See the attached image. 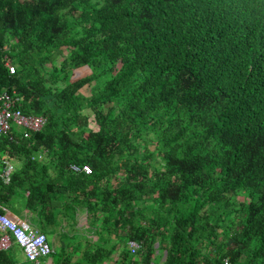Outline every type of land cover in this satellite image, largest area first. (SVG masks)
<instances>
[{"label": "trees", "instance_id": "1", "mask_svg": "<svg viewBox=\"0 0 264 264\" xmlns=\"http://www.w3.org/2000/svg\"><path fill=\"white\" fill-rule=\"evenodd\" d=\"M3 90L45 123L0 136V168L24 169L0 181V212L21 189L36 225L83 204L99 235L138 242L158 229L141 219L160 225L161 264H264V0H0ZM142 132L160 154L139 150ZM67 247L53 264H101L113 249Z\"/></svg>", "mask_w": 264, "mask_h": 264}, {"label": "built area", "instance_id": "2", "mask_svg": "<svg viewBox=\"0 0 264 264\" xmlns=\"http://www.w3.org/2000/svg\"><path fill=\"white\" fill-rule=\"evenodd\" d=\"M9 74L15 70L13 64H6ZM45 123V118L37 114L23 113L15 107L11 95L6 91L0 92V136H7L14 140L12 132H16L22 138H28L31 132L39 130ZM0 181L8 183L14 170L8 159L1 160ZM72 171L81 170L84 173L90 172L86 164L80 167L70 165ZM11 242H14L20 250L24 263L13 264H41L43 259L52 252L51 245L45 234L35 229L27 221L11 212L7 207H1L0 212V250L6 249ZM127 249L134 253L138 248L135 240L129 239L126 242ZM222 264H228L226 258Z\"/></svg>", "mask_w": 264, "mask_h": 264}, {"label": "rangeland", "instance_id": "3", "mask_svg": "<svg viewBox=\"0 0 264 264\" xmlns=\"http://www.w3.org/2000/svg\"><path fill=\"white\" fill-rule=\"evenodd\" d=\"M66 54H67V48L64 47V48L61 49V52L55 56V59L56 60H61ZM43 68H49V65L46 63V65H44ZM78 70L79 69H75L74 72H71V74L73 73L72 74L73 76H71V74H70V76L74 77V76H76V74L79 75ZM85 71L81 70V74L85 73ZM44 84L45 85H49V84H47V82H45ZM62 84L63 83H57V86L59 87ZM57 86L52 85V88L56 89ZM79 92L84 94V95H87L89 93V86L88 85H83L79 89ZM50 97L51 96H49V95L47 97H45V101H46L47 105H49V106L51 105V98ZM83 112H85L88 115V124H87L88 127L83 128V132L87 133V130H95L96 129V125H95V123H94V121L92 119L91 112L88 109H84ZM137 142L139 144V147H140L139 150L140 151H143L142 147L144 146V147H147L148 150L149 149L153 150V153L160 154V151H159L160 149L157 148V146L155 145V137L150 132H142V134L140 135V137H139ZM158 157H159L158 155H155V162L158 159ZM145 160L146 159H142L141 160L142 163H144ZM150 161H151V159H150ZM146 162H147V160H146ZM110 181L112 183V180H110ZM238 199H241V197H238ZM150 204H151L150 202H146L145 206H143V208H142V210H143L142 214L143 215L149 214L148 213V209L150 208L149 207ZM23 205H24V198H23V191L21 189L20 190L16 189L15 192L12 193V195L9 198V200L7 201V203L5 204V206L10 211H12L15 215L21 216V217H23V216L19 213V209ZM81 211H83L82 208H77V210L75 211V214L74 213L72 214V210H69L66 213V216L64 218V221L66 222V224L63 225V226L60 225L61 222L60 223L56 222V226L57 227L61 226V230H63L62 234H63V238L65 239L63 241H66V239H67V236H68L67 232H71L72 231L71 233H73V243H74V246L76 247L74 249L76 251L73 254L75 258H76V256L80 255L81 249L84 248V243L83 242L87 241L86 242L88 244L87 248H89V246L90 247H94L95 244H96L91 239V236L88 235L89 227L84 226L83 224L79 225L77 213L81 212ZM80 219H82V218H80ZM141 227H145V228H149V229L158 228L156 230L155 234H159V236L154 234L151 238L147 239L148 237L143 236L141 234V236H143L142 239H140L138 242L136 241L138 243L137 250H139V251L137 253H136L137 250L134 253H130L129 252L130 257H134V259L137 260L138 257H139V259H141L142 256H145L146 254H148L149 255V261H150L149 264H161V260H163L165 258V256H166V250H167V247H168V241L166 239L163 240L162 236H160L161 232H162L161 226L160 225H156V223H154L152 221H148V220L145 221V220L141 219ZM123 239H124L125 242H127L129 240V239L125 238V237ZM158 240H159V242L160 241L162 242V244L160 243L159 247H157L159 245L158 244ZM63 241L61 242V240L59 238L58 242H59L60 246L64 245ZM149 241L151 242V244L150 243L148 244ZM224 241H225V239H224ZM226 243L229 244L230 240H226ZM54 244H55V242H54ZM148 245H150V246L148 247ZM77 246H79V247H77ZM52 248H53V250L55 249L54 255L52 256V258L55 259L59 254L62 253V249L59 248V247H55L54 245H52ZM67 248L68 247H66V249ZM119 248L117 250L115 249L111 253L110 258L118 256L117 251L119 250ZM124 248L126 250H128L126 244H124ZM12 253H13V257L15 259H17L18 258V254H19L18 247H15V249H13ZM48 257L49 256H47L46 259H48ZM241 258H243V257L241 256ZM105 264H106V261H105ZM112 264H132V263L129 261V259H126V260H123V261L117 259Z\"/></svg>", "mask_w": 264, "mask_h": 264}, {"label": "crops", "instance_id": "4", "mask_svg": "<svg viewBox=\"0 0 264 264\" xmlns=\"http://www.w3.org/2000/svg\"><path fill=\"white\" fill-rule=\"evenodd\" d=\"M8 161L11 162L12 165H13L14 170H13L12 173H14V172H21V171L24 172V169L21 168L22 167L21 166V163H20V161L17 158H11V159H8ZM24 194H27V192H25ZM23 198H24V195H23ZM77 208H82V210H83V211L78 212V213L76 212L77 213V217H78L79 225H82L83 224L84 226L89 227L88 235L91 236V239L96 244L97 243H103L104 246L107 247V248L108 247H113L111 253L115 249L117 250L120 247L119 250L117 251V254H118L117 257H111L110 258V255H111V253H110L109 256H107L102 261L101 264H105V261H106V264H108V263L109 264H112L117 259L121 260V258H120V250L122 248H124V244H126V242L124 241L123 237L120 236V235L117 236V235H112V234H110V235H99V234H97V231H98V227H97L98 226V221H96V220L94 221L95 218L91 216L92 213L86 209V207H85L84 204L83 205H80ZM77 208L74 209V210H72V214L73 213L75 214V211L77 210ZM67 211H69V210H67ZM19 213L23 216V217H21V216H19V217H21L23 220L27 221L30 225H32L38 231H39V229H42V228L48 230L47 233H46V237H47V239H48V241H49V243L51 245V248H52V245H54L55 247L61 248L62 251H65V249L67 247V242L69 240H72L73 241V233H71L72 231L71 232H67L68 233L67 239H66V241H63L65 239L63 238V234H62L63 230H61V226H63V225L66 224V222L64 221V218H65L66 215L64 213L60 214L57 217V219H56V222H59V223L61 222V224H60L61 226L60 227L59 226L57 227L55 223H48V224L45 223V224H40V225H36L34 223H31V221H30L31 214L29 212V209L25 206V204L22 207H20ZM95 215L98 217V214H95ZM80 218H82V219H80ZM59 238H60L61 242L62 241L64 242V245L63 246H60V244L58 242ZM54 242H55V244H54ZM86 242L87 241L83 242L84 243V248H82L81 251L83 249L87 248L88 244ZM77 247H79V246H77ZM89 248H90V246H89ZM54 251H55V249L53 250V248H52V252L47 255V256H49L48 259H46V257H47L46 256L43 259V261H42L41 264H53V260L54 259L52 258V256L54 255ZM18 252H19L18 258L17 259L14 258L16 260L15 263H24L25 261H24L23 256H22V254H21V252H20L19 249H18Z\"/></svg>", "mask_w": 264, "mask_h": 264}]
</instances>
